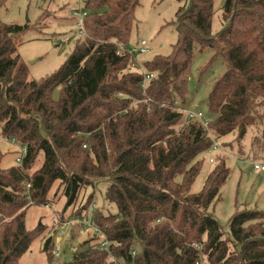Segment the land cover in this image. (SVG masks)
<instances>
[{
	"label": "trees",
	"instance_id": "trees-1",
	"mask_svg": "<svg viewBox=\"0 0 264 264\" xmlns=\"http://www.w3.org/2000/svg\"><path fill=\"white\" fill-rule=\"evenodd\" d=\"M214 2L180 7L171 53L140 63L120 47L131 43L141 0H85L86 35L41 80L17 54L31 27L0 22V135L28 148L22 165L0 168V264H19L42 235V222L27 229L26 213L52 204L56 183L65 213L101 182L117 211L98 208L91 193L73 216L89 220L95 204L92 221L103 234L89 232L70 260L64 251L61 264H264V210L234 212L230 235L210 212L231 175L225 156L217 157L202 190L191 191L202 156L219 139L233 135L227 146L243 155L250 133L249 157L264 155V129L254 136L264 128V0H227L216 34ZM206 50L215 55L201 77L219 56L226 64L208 96V128L184 113L193 60ZM136 62L153 75L146 88ZM55 238L54 230L45 239L48 264L56 258Z\"/></svg>",
	"mask_w": 264,
	"mask_h": 264
},
{
	"label": "rangeland",
	"instance_id": "rangeland-1",
	"mask_svg": "<svg viewBox=\"0 0 264 264\" xmlns=\"http://www.w3.org/2000/svg\"><path fill=\"white\" fill-rule=\"evenodd\" d=\"M0 22L6 25L18 24L31 27L22 35V42L18 48V55L28 66L30 76L35 80H41L56 72L67 60L74 49L78 38L76 23L78 18L73 16L74 11L84 9L85 0H1ZM227 0H215L214 17L212 30L213 34L218 33L224 26L223 11ZM189 0H141L140 6L135 13V25L132 32L131 43L128 47L137 46L142 41L148 43L150 51L147 54L138 56V62L151 60L156 55H169L172 46L176 43L178 34L176 30V14L180 7L187 6ZM71 37L68 43L63 39ZM215 52L206 50L202 54H196L192 64L190 76L188 103L185 111L201 112L205 119H209L208 96L212 90L215 80L224 75L226 64L222 57L216 58L211 67L201 77V69L206 66L214 57ZM264 112V109L261 110ZM262 129L254 131L256 138L261 137ZM219 149H211L202 156L203 168L192 187L193 193L202 190L208 174L216 166V159L219 156L226 157L227 166L231 175L226 185L221 189V197L215 202L210 212L219 222L225 235H230L229 221L231 216L239 209L264 210V171L256 170L255 165L264 166V155L258 153L257 158L249 157L252 150L250 133L242 144L244 154L240 155L237 147L229 148L227 145H234V136L229 135L218 141ZM226 143V144H224ZM236 146V145H235ZM254 152H258L259 145H255ZM20 157V149L17 144H12L0 139V168H9L19 165L17 159ZM214 162H211V160ZM42 160V158H41ZM40 167V162L34 168ZM58 188L56 183L51 192L52 204L36 206L33 205L26 213V227L33 230L39 222H42L46 229L42 235L31 245L19 264H48L47 254L43 251L45 239L55 230L57 221H62L61 216L70 220H77L81 217L73 216L78 208L83 205L87 197L93 193L94 203L98 208H103L115 213L116 207L108 204L105 200L107 182L99 183L94 189L84 190L75 207L64 208L66 198L59 193L54 197ZM93 203V204H94ZM93 215V212L90 214ZM82 219V218H81ZM94 226V222L91 221ZM70 240L64 245L67 249L65 259H71L70 251L90 238L89 232H80L79 224H75L68 233ZM64 254L60 259H53V264H61Z\"/></svg>",
	"mask_w": 264,
	"mask_h": 264
},
{
	"label": "built area",
	"instance_id": "built-area-1",
	"mask_svg": "<svg viewBox=\"0 0 264 264\" xmlns=\"http://www.w3.org/2000/svg\"><path fill=\"white\" fill-rule=\"evenodd\" d=\"M73 16H76L78 18V21L76 23L77 31H78L77 33L80 34L81 36L86 35L84 18L87 16V11L85 10V8L83 10L80 9V11H74ZM70 39H71V37H67V38L63 39V42L68 43L70 41ZM149 51H150V48L148 47V43L146 41H142L137 46H132V47L121 46L120 47L121 53L128 52L130 55H132L135 58L141 54H147ZM138 64L139 63L136 62L132 66V68L134 70H139V72H141L143 74V76H144L143 88H146L147 83L150 81V79L153 77V75L146 74L144 72L143 68H141L140 65H138ZM184 113H185L188 120H199V121H201V123L203 124V126L205 128H208L209 120L205 119L204 115L201 112L196 113V112L184 110ZM0 139L6 140L7 142H10L12 144H17L19 146L20 157L17 159V161L20 165H22L24 158L27 154V150H28L27 146L21 145L15 138L5 139L0 135ZM212 149H215V150L219 149V145H218L217 141L214 142V146ZM211 162H214V160L212 159ZM255 169L264 171V166L255 165ZM30 187H31V185L28 184L26 186V189L29 190ZM46 207H48V206H46ZM95 208H96V205L94 204L91 208V212H93L95 210ZM91 221H92V216L87 221L84 219H81V218L77 219V220H69L66 222L57 221V223L55 224L56 225L55 226L56 238H55V247L53 250L56 258H60L63 255L64 245L66 243H68L70 240V235L68 233H69V231L72 230V228L75 224H79L81 233L93 232L94 234H97V235L103 234V232L98 227H96L95 225L94 226L91 225ZM109 245H110V243L107 239H104L101 242V247L104 249L108 248ZM134 254H135V252H134Z\"/></svg>",
	"mask_w": 264,
	"mask_h": 264
}]
</instances>
